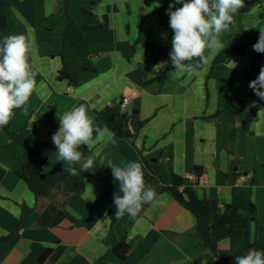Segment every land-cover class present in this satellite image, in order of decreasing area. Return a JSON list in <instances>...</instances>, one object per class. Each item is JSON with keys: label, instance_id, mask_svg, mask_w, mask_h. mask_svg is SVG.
Segmentation results:
<instances>
[{"label": "crops", "instance_id": "crops-1", "mask_svg": "<svg viewBox=\"0 0 264 264\" xmlns=\"http://www.w3.org/2000/svg\"><path fill=\"white\" fill-rule=\"evenodd\" d=\"M8 3L10 31L0 35V44L9 35L22 34L34 41L28 62L36 82L27 103L8 123L12 132L25 129L24 141L34 149L43 143L55 146L52 136L60 128L58 114L84 105L93 128L103 129L95 112L113 101L127 99L129 127L137 135L135 147L144 148L142 155L155 159L164 182L171 174L184 177L193 173L194 167H201L207 184L198 181L194 187L197 197L215 200L220 211L227 212L232 190L227 179L233 180L235 186L248 192L256 207L258 224L264 225V170L260 167L264 164V111L256 112L249 125L243 123V113L202 119L223 106L224 87L217 80L229 79L235 71L247 69L251 57L259 54L253 45L258 42L259 29L264 28V2L243 14H234L230 31L218 36L224 47L229 36L231 41H238L252 30L245 55L236 56L227 50L225 62L206 78L217 55L206 48L207 63L194 74L176 75L172 73L174 69L165 75L163 84L143 85L161 74L166 65L168 32L162 18L154 14L162 0L72 1L68 13L81 29L95 66L94 72L82 73L74 87L57 80L60 60L49 56L61 48L62 0ZM133 44L134 53L128 58ZM231 61L236 64L233 69ZM262 66L264 61L259 70ZM239 97L245 101V110L252 108L255 93L249 83L243 84ZM95 136L93 132L94 139ZM79 151L84 158L93 159L94 167L85 171L89 176L84 192L67 203L64 211L68 219L57 227L39 230L34 228L37 212H30L17 236L0 244V264H97L107 252V211L116 209L113 196L121 194L109 166L139 162L146 184L149 177L141 158L124 140L112 137L107 142H97L91 151L86 146ZM56 152L44 164L45 170L58 161ZM21 164V148L11 144L0 130V238L13 231L21 206H34L26 185L14 175ZM74 166L79 171L80 165ZM253 179L258 181L255 186L250 184ZM154 203L156 206L148 205L140 217L126 213L117 220L114 235L119 239L128 229L126 242L131 251L124 262L108 255L105 264H194L199 257L201 264H218L205 259L195 221L187 211L166 194L158 196ZM257 237V225L253 223L235 251L231 252L228 241L222 240L217 253L234 254L246 241ZM46 249H51L52 254L40 263Z\"/></svg>", "mask_w": 264, "mask_h": 264}, {"label": "trees", "instance_id": "trees-1", "mask_svg": "<svg viewBox=\"0 0 264 264\" xmlns=\"http://www.w3.org/2000/svg\"><path fill=\"white\" fill-rule=\"evenodd\" d=\"M72 1L76 0H62L61 11L64 14V25L60 38L61 48L59 51L49 54L51 57L57 56L60 60V68L56 76L57 80L65 81L69 87L76 86L82 73L95 71L92 55L83 33L77 22L68 13V6ZM262 2L264 0H244V6L235 15L243 14L253 7L260 6ZM170 4H174V0H162V6L154 11V14L162 18L164 29L168 32L166 38V65L161 74L143 82V85L152 82H157L161 85L164 82L165 75L175 69L170 58V52L172 51L171 41L174 36V32L169 25L170 16L167 14ZM176 8L178 7L174 4L173 10ZM10 14L11 9L8 0H0V35H7L10 31ZM252 35L253 31L248 30L243 38L238 41H231L229 36L224 44V49L219 51L214 57L210 72L206 78L210 76L211 71L217 65L225 62V52L227 50L236 56L245 55ZM134 49L135 44L130 47L128 58L133 55ZM262 61H264V53L254 54L247 69L235 71L229 79H218L217 82L224 87L223 106L213 115L202 119L213 120L221 114L229 116L243 113V123L249 125L256 112L264 111V99H260L257 95H255L254 104L249 110H245V101L239 97L243 84L250 83L258 77ZM261 91H264V89H261ZM18 110L15 109L14 114ZM95 115L104 127L115 133L113 137L124 140L136 151L144 164L145 173L149 177L147 184L155 189L158 196L162 194L170 196L179 207L193 217L200 245L206 251L205 259L207 261L218 264H235V257L245 255L250 248L264 250V225L258 224L256 207L251 203L246 190L235 186L233 180H229L224 176L231 185L232 190L230 202L227 204V212H221L215 200L198 198L194 191L195 186L187 184L183 177L171 174L168 182L163 181L157 162H151L150 158L142 155L144 148L137 149L135 147L136 132L129 127V116L127 113L119 111L118 101H113L101 110L96 111ZM143 123L144 121L140 122L139 126H142ZM0 130L7 136L11 144L18 145L21 148L22 164L18 169L14 170V175L23 181L34 201V206L31 209L25 206L20 207L18 222L10 234L0 238V244H2L17 236L18 231L23 226L25 217L34 210L37 212L35 229L54 228L59 226L63 220L68 219L64 209L73 196L81 195L84 192L85 179L89 174L81 171L79 175L73 176L68 171L69 166L59 161V159L50 170H45L44 164L57 150L56 146L43 143L39 148L34 149L24 141L25 129L15 133L7 125L0 127ZM154 157L157 159V155H154ZM260 167L264 170V164ZM193 173L198 178L203 173V168L194 167ZM250 184L255 186L258 181L253 179ZM148 205H143L136 217L142 216ZM115 210L109 209L107 211L110 247L97 264H105L108 255H111L119 262H124L131 251L130 246L126 242L128 229H125V234L119 239L114 235L113 226L118 220L114 216ZM242 212H247L248 214L243 215ZM253 223L257 225L258 237L256 240L252 242L246 241L234 254L221 256L217 253L218 245L222 240L228 241L231 252L235 251L243 243ZM51 254L52 250L46 249L40 256L39 262H43ZM201 260V257L197 258L194 264H201Z\"/></svg>", "mask_w": 264, "mask_h": 264}, {"label": "clouds", "instance_id": "clouds-1", "mask_svg": "<svg viewBox=\"0 0 264 264\" xmlns=\"http://www.w3.org/2000/svg\"><path fill=\"white\" fill-rule=\"evenodd\" d=\"M174 4H181L182 7L173 10ZM174 4H170L167 10L169 25L174 32L170 52L171 63L175 68L172 73L192 75L202 64L207 63L204 55L206 48L211 49L213 54L224 49L218 36L221 32L230 31L234 14L244 6V0H174ZM259 30L258 42L253 45V49L264 53V28ZM33 47L34 41L22 34L9 35L0 44V127L8 125L14 110L24 106L36 89L35 73L28 62V54ZM231 62L233 69L236 64ZM249 87L255 95L264 99V91H261L264 89V66L258 77L249 83ZM58 115L60 128L52 140L59 161L69 166L68 171L73 176L92 169L93 159L84 158L80 147L86 146L91 151L97 142H107L115 133L107 127L93 128L84 105ZM93 132L96 133L95 139ZM76 164L80 165L79 171L74 166ZM109 167L114 180L119 182V192L122 194L113 196L116 208L114 216L117 219L126 213L135 218L145 204L156 206L154 201H158V194L151 185L146 184L139 162ZM235 264H264V250L250 248L245 255L235 257Z\"/></svg>", "mask_w": 264, "mask_h": 264}, {"label": "built area", "instance_id": "built-area-1", "mask_svg": "<svg viewBox=\"0 0 264 264\" xmlns=\"http://www.w3.org/2000/svg\"><path fill=\"white\" fill-rule=\"evenodd\" d=\"M126 104H127V99H120L118 101V105H119V111L121 113H126ZM184 180L189 183L192 184L194 186H196V184L198 183V181H201L203 185L207 184V181L205 180V177L203 175V173L200 175V177H196L194 173H190V174H186L184 177ZM241 180L244 179V177H240Z\"/></svg>", "mask_w": 264, "mask_h": 264}, {"label": "water", "instance_id": "water-1", "mask_svg": "<svg viewBox=\"0 0 264 264\" xmlns=\"http://www.w3.org/2000/svg\"><path fill=\"white\" fill-rule=\"evenodd\" d=\"M150 161H151V162H155V159H154V158H151Z\"/></svg>", "mask_w": 264, "mask_h": 264}]
</instances>
